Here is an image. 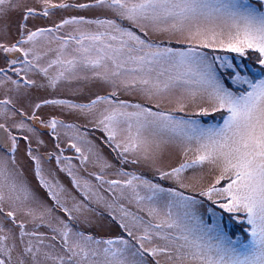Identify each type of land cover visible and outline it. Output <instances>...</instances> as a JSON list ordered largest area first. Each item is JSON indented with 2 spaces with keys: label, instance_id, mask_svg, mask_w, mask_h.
Returning <instances> with one entry per match:
<instances>
[{
  "label": "snow or ice",
  "instance_id": "1",
  "mask_svg": "<svg viewBox=\"0 0 264 264\" xmlns=\"http://www.w3.org/2000/svg\"><path fill=\"white\" fill-rule=\"evenodd\" d=\"M0 60V264H264V0H0Z\"/></svg>",
  "mask_w": 264,
  "mask_h": 264
},
{
  "label": "rangeland",
  "instance_id": "2",
  "mask_svg": "<svg viewBox=\"0 0 264 264\" xmlns=\"http://www.w3.org/2000/svg\"><path fill=\"white\" fill-rule=\"evenodd\" d=\"M32 2H33V0H29V3H32ZM79 2H84V0H79ZM72 15H85V16H88L89 18H92L95 15H97V13H95L93 11H83V12H81V11H78V10H57L55 15L52 18L36 17L34 19H30L28 21V24L31 25V26H35V28L36 27H40V26L41 27H43V26L44 27L52 26L53 21H59V19L62 18V17H69V16H72ZM16 19L18 21V17ZM217 54L224 55V53H217ZM229 55H234V54H229ZM253 71L256 72L257 76H259V73H258V71L256 69H254ZM229 87H231V85H229ZM93 91H100L101 94H104L102 90L93 89ZM34 94L37 95V96L48 95V93L45 92L44 90L43 91L42 90L36 91V92H34ZM124 98L125 99H129V97H124ZM77 99L80 102H86L87 101V95L78 97ZM180 115H183V114H180ZM211 119H213L212 120L213 122L209 121ZM201 122L202 123H213V124L214 123H220V122H222V117L220 116V114H213L212 116H209V117H201ZM101 135L102 134L99 133V132L94 133V136H96V137L101 136ZM45 140L48 141V146H49V148H51L53 146L54 142L51 140L50 137H47V136L45 137ZM22 147H23V145H22ZM104 153L109 159H113L114 154L111 153L109 149L105 148L104 149ZM66 154L67 155H73V153L70 152V151L66 152ZM20 155H21L22 163L24 164V170H25V173H26L27 177H28V179L30 181H32L33 185H35L36 182H35L34 177L32 175L31 168L29 167V163L30 162H26V157L23 156V152L22 151H21ZM53 164H54V162H53ZM127 170H134V169L128 168ZM61 177H62V179L65 180V182H67V178L64 177L63 174H61ZM207 207H209V204H208V202H205V205L201 208V211L205 213L206 218H208L207 217ZM215 211L217 213H219L221 210L220 209H215ZM240 218H241V220H243V216L242 215H241ZM224 225L226 227V231H228V234H229V236L232 239L244 240V237H242V236H245V234L243 232L245 224L236 223L235 221L230 220L228 214H224ZM238 233H239V235H238ZM233 234L235 235V238L233 237Z\"/></svg>",
  "mask_w": 264,
  "mask_h": 264
},
{
  "label": "trees",
  "instance_id": "3",
  "mask_svg": "<svg viewBox=\"0 0 264 264\" xmlns=\"http://www.w3.org/2000/svg\"><path fill=\"white\" fill-rule=\"evenodd\" d=\"M213 119H211V120H209L210 122H213L212 121ZM247 227V225L245 224V227H244V229ZM243 228V227H242ZM237 234V233H236ZM238 235H239V233H238ZM233 237L235 238V235L233 234ZM242 237H244V240L246 241L248 238H247V236L245 235V236H242Z\"/></svg>",
  "mask_w": 264,
  "mask_h": 264
},
{
  "label": "flooded vegetation",
  "instance_id": "4",
  "mask_svg": "<svg viewBox=\"0 0 264 264\" xmlns=\"http://www.w3.org/2000/svg\"><path fill=\"white\" fill-rule=\"evenodd\" d=\"M30 27H32V28H35V26H31V25H29ZM41 27V26H40ZM44 27V26H43ZM46 27H50V26H46ZM15 31V29H13V32ZM0 63H2V60H0ZM43 91V90H42ZM22 145H23V142H22ZM23 148V147H22Z\"/></svg>",
  "mask_w": 264,
  "mask_h": 264
}]
</instances>
